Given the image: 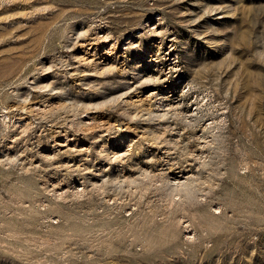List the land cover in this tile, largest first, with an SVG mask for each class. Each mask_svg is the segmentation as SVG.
<instances>
[{
    "label": "rangeland",
    "instance_id": "1",
    "mask_svg": "<svg viewBox=\"0 0 264 264\" xmlns=\"http://www.w3.org/2000/svg\"><path fill=\"white\" fill-rule=\"evenodd\" d=\"M0 264H264V0H0Z\"/></svg>",
    "mask_w": 264,
    "mask_h": 264
}]
</instances>
